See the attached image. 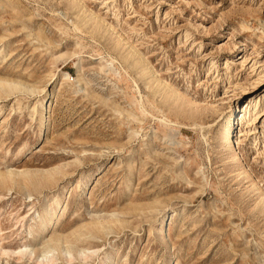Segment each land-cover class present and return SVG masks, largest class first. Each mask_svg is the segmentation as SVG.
<instances>
[{
	"label": "rangeland",
	"instance_id": "rangeland-1",
	"mask_svg": "<svg viewBox=\"0 0 264 264\" xmlns=\"http://www.w3.org/2000/svg\"><path fill=\"white\" fill-rule=\"evenodd\" d=\"M0 264H264V0H0Z\"/></svg>",
	"mask_w": 264,
	"mask_h": 264
},
{
	"label": "bare ground",
	"instance_id": "bare-ground-1",
	"mask_svg": "<svg viewBox=\"0 0 264 264\" xmlns=\"http://www.w3.org/2000/svg\"><path fill=\"white\" fill-rule=\"evenodd\" d=\"M36 90H37L36 92H38V89H36ZM29 92H30V93H32V92L35 93V89L31 88V89H29ZM40 108H41V107H40ZM42 108H44L45 111H43L42 113H40V119H39V121H44V119H45V112L47 111V110H46V105L42 106ZM45 121H46V120H45ZM228 134H229V131H227L226 134H225V135H226V139H225L226 141H228L229 138H230ZM8 178H10V175L3 176V177H2V181H6V180H8ZM27 178H28V177H27ZM30 179H31V178H30ZM19 181H20V183L22 184L21 186H23V185L26 184V183H25V181H26L25 178H24V179L21 178ZM51 241H52V240H50V241H48V242L46 241L44 244L42 243L43 246H44V248H43V251H44V252H45V251H48L47 249L52 250V249H51L52 247L55 249V247L52 246V243H53V242H54V243H55V242L57 243L58 241H60V238H56L55 241H52V242H51ZM58 244H60V243L58 242V243H57V246H58ZM70 247H72V246H70ZM67 249H68V248H67ZM67 249H65L64 251L67 252V253L69 254V253H70L69 250H72V249H70V248H69L68 250H67ZM50 250H49V251H50ZM79 252H80V251H79ZM81 253L83 254V251H81ZM71 254H72V253H71ZM84 255H85V254H84ZM71 256H72V255H71ZM108 257H109V256H108ZM48 260L52 262V259H51V258H48Z\"/></svg>",
	"mask_w": 264,
	"mask_h": 264
}]
</instances>
